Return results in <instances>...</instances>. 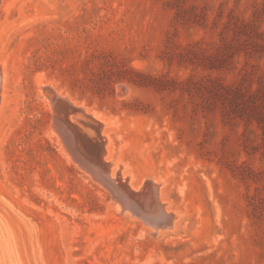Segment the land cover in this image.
Instances as JSON below:
<instances>
[{"label": "rangeland", "instance_id": "374dc122", "mask_svg": "<svg viewBox=\"0 0 264 264\" xmlns=\"http://www.w3.org/2000/svg\"><path fill=\"white\" fill-rule=\"evenodd\" d=\"M0 71V264H264V0H0ZM47 88L171 227L68 158Z\"/></svg>", "mask_w": 264, "mask_h": 264}, {"label": "bare ground", "instance_id": "6f19581e", "mask_svg": "<svg viewBox=\"0 0 264 264\" xmlns=\"http://www.w3.org/2000/svg\"><path fill=\"white\" fill-rule=\"evenodd\" d=\"M1 86L2 72L0 71V91ZM44 92L48 96V90L45 89ZM50 104L52 107L51 100ZM91 114L100 124V132L98 133L99 147L98 149L92 148L89 150V154L91 155L88 157L85 153L84 155L80 152L77 147L76 137L69 126V123L73 120L69 118L68 123L64 121L62 114L57 113L55 109L53 110L52 128L54 133L59 137L61 146L68 155V158L82 172L87 174L90 180H94L96 184H99L110 193L111 199L117 204L118 208H121L119 212H128L132 216H137L145 225L152 226L157 231L158 229L163 230L171 227L173 215L164 212L163 204L157 199V191L160 184H154L152 180L145 179L138 189L132 190L127 184V177L123 178L120 174V164H118L119 169L114 174L112 173L111 167L114 162V157H112V160L104 161L106 154L104 145L107 143V139L102 135V130L104 126L111 125L113 121H102L97 117L96 113ZM94 150L95 153H93Z\"/></svg>", "mask_w": 264, "mask_h": 264}, {"label": "water", "instance_id": "95a60500", "mask_svg": "<svg viewBox=\"0 0 264 264\" xmlns=\"http://www.w3.org/2000/svg\"><path fill=\"white\" fill-rule=\"evenodd\" d=\"M46 90H48V96L52 101V109L62 114L64 121L68 123L69 118H72L73 121L69 123V126L76 137L77 147L80 152L90 157L89 155L91 154H89V150L92 148L98 149L99 147V122L91 113H88L85 108L75 107L66 97L58 95L50 88ZM93 153H95V150Z\"/></svg>", "mask_w": 264, "mask_h": 264}]
</instances>
